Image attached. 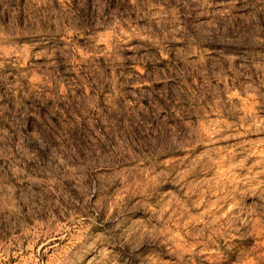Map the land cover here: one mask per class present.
Segmentation results:
<instances>
[{
    "label": "rangeland",
    "instance_id": "rangeland-1",
    "mask_svg": "<svg viewBox=\"0 0 264 264\" xmlns=\"http://www.w3.org/2000/svg\"><path fill=\"white\" fill-rule=\"evenodd\" d=\"M0 264H264V0H0Z\"/></svg>",
    "mask_w": 264,
    "mask_h": 264
}]
</instances>
